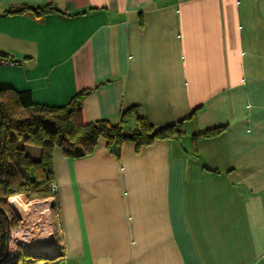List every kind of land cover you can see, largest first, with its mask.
I'll return each mask as SVG.
<instances>
[{
    "label": "crops",
    "instance_id": "1",
    "mask_svg": "<svg viewBox=\"0 0 264 264\" xmlns=\"http://www.w3.org/2000/svg\"><path fill=\"white\" fill-rule=\"evenodd\" d=\"M0 55V89L35 104L91 90L86 123H183L180 141L55 150L57 264H264V0H0Z\"/></svg>",
    "mask_w": 264,
    "mask_h": 264
},
{
    "label": "trees",
    "instance_id": "2",
    "mask_svg": "<svg viewBox=\"0 0 264 264\" xmlns=\"http://www.w3.org/2000/svg\"><path fill=\"white\" fill-rule=\"evenodd\" d=\"M28 12L41 18L59 11L53 6H23L10 13ZM91 92H80L65 106L49 107L35 104L29 91L0 89V264L12 263L4 259L10 229L18 218L9 200L18 196L33 200L53 195L56 149L66 158L81 159L92 155L101 143L111 148L133 142L140 149L157 141H180L185 136L182 122L155 127L138 114L137 108L123 112L117 124L109 120L86 123L82 106ZM133 117L136 125L131 128L129 121ZM224 131L225 128H217L197 133L194 141L217 137ZM57 261L58 258L49 264ZM22 264H28L27 259Z\"/></svg>",
    "mask_w": 264,
    "mask_h": 264
},
{
    "label": "rangeland",
    "instance_id": "3",
    "mask_svg": "<svg viewBox=\"0 0 264 264\" xmlns=\"http://www.w3.org/2000/svg\"><path fill=\"white\" fill-rule=\"evenodd\" d=\"M13 198L17 199V202L19 203L20 207L23 210L17 209L12 205V203L10 201V200H13L12 198L9 200L10 207L13 210L14 214L17 216L18 220L16 219V222H14V224L12 225V227L10 229L9 236H8V247H9V242H10V235L12 233L15 236V235H17V233H16L17 230H21L24 232V230H27V228L29 230H32L33 228L35 229L37 227L36 231H38V233H39L37 235L38 238L37 237L32 238L33 240L30 242H28V241L23 242V245L26 246L28 244H31L33 241H37L39 244L38 245L39 249H38V251H34V252H33V250L24 252L22 250V248H20L19 256L12 263L22 264V261L24 259H27L28 264H49V262H51V260L57 259L59 257V253L55 254V250H57L56 248L53 247L50 254H47L48 252L45 253L42 251V248H45V246H52V245L55 246V245H59V243H60L59 238L56 236V220L54 218L56 213H55L54 201L49 200L48 202H45V200L47 198H35L33 200H27L23 196H18V197H13ZM35 203H40V204H44V205L47 204V210H46L45 214H43V212L41 210L39 211V209L35 208V205H34ZM33 214H35V215H33ZM11 221L13 222V220H11ZM52 224L54 226V229L52 228ZM24 227H26V228L24 229ZM42 231H44V232L46 231V233L48 232V234H49V232H51V234L54 232L55 243L50 242L49 245H43L44 242H46L47 238H44V237L40 238Z\"/></svg>",
    "mask_w": 264,
    "mask_h": 264
},
{
    "label": "built area",
    "instance_id": "4",
    "mask_svg": "<svg viewBox=\"0 0 264 264\" xmlns=\"http://www.w3.org/2000/svg\"><path fill=\"white\" fill-rule=\"evenodd\" d=\"M13 64H15V60L8 59V58L1 57L0 56V65L7 66V65H13ZM52 193H53V195L51 197L47 198L45 200V202H48L49 200L50 201H54V199H55L54 197H55V195L57 193V187H56V185L53 186ZM25 228L26 227H24V229ZM52 228L54 229L53 224H52ZM22 232L23 231H21V230H17V232H16L17 235L14 236L13 233L10 235V242H9V247H8V253H7V257L4 259V262H13V261H15L17 259V257L19 256L20 248H22V250L24 252L31 251V250H33V252L34 251H38V249H39V246L38 245L39 244H38L37 241H33L31 244H28L26 246L23 245V242H26V241L30 242V241H32L33 240L32 238L37 237V235L39 233H37V235H35V236L32 234L29 238H25V237H23ZM56 236H57V234H56ZM42 237L47 238L46 242H44L43 245H49L50 242L51 243L52 242L55 243V234H54V232L52 234H51V232H49V234H48V232L46 233V231L45 232L42 231V234H41V237L40 238H42ZM36 245H37V247H36ZM53 247L57 249V250H55V254L59 253V255H60L61 254V246H60V243H59V245H55V246L54 245H52V246H45V248H42V251L45 252V253H47L49 251L47 254H50Z\"/></svg>",
    "mask_w": 264,
    "mask_h": 264
},
{
    "label": "bare ground",
    "instance_id": "5",
    "mask_svg": "<svg viewBox=\"0 0 264 264\" xmlns=\"http://www.w3.org/2000/svg\"><path fill=\"white\" fill-rule=\"evenodd\" d=\"M15 199V198H14ZM13 205H14V207L15 208H17V209H21V210H23L21 207H20V205H18L17 203H15V202H13ZM35 205V208L36 209H39V211L41 210L42 212H43V214H45V212H46V210H47V204H40V203H35L34 204ZM33 215H35V214H33ZM35 217V216H34ZM34 219V218H33ZM37 230V227L34 229H32V230H29L28 228H27V230H24V232H22V235H23V237H25V238H29L32 234L35 236V235H37L36 233H38V231H36ZM41 231V230H40ZM37 246V245H36ZM49 252V251H48Z\"/></svg>",
    "mask_w": 264,
    "mask_h": 264
}]
</instances>
